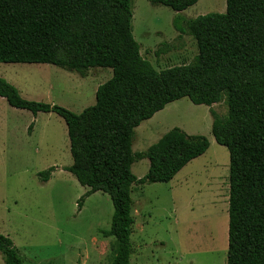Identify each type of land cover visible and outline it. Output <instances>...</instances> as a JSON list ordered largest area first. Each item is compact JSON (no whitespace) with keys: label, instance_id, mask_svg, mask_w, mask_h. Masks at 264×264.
I'll use <instances>...</instances> for the list:
<instances>
[{"label":"trees","instance_id":"obj_1","mask_svg":"<svg viewBox=\"0 0 264 264\" xmlns=\"http://www.w3.org/2000/svg\"><path fill=\"white\" fill-rule=\"evenodd\" d=\"M199 2L150 0L178 14ZM132 22V0H0V64L51 65L82 78L94 69L113 71L98 88L95 106L80 115L26 101L1 77L0 97L35 118L56 114L64 120L73 159L66 171L89 189L79 210L96 193L113 203L111 229L103 232L119 243L113 264H131L133 187L168 184L210 149L206 137L175 128L134 153L136 130L183 99L209 107L212 135L230 153L227 264H264V0H227L226 14L177 16L175 31L196 42L198 56L161 72L141 54ZM225 100L228 115L221 117L213 107ZM143 160L150 170L138 179L132 168ZM56 170L41 179L48 182ZM0 254L5 264H24L2 235Z\"/></svg>","mask_w":264,"mask_h":264},{"label":"rangeland","instance_id":"obj_2","mask_svg":"<svg viewBox=\"0 0 264 264\" xmlns=\"http://www.w3.org/2000/svg\"><path fill=\"white\" fill-rule=\"evenodd\" d=\"M226 11L227 0H200L181 14L150 0H132L133 35L157 72L190 65L198 56L197 44L189 36L179 38L174 19ZM0 77L26 101L80 115L95 106L98 88L113 78V71L94 69L82 78L51 65L0 64ZM213 110L226 117V100ZM212 124L209 107L183 99L136 130L134 153L146 152L175 128L206 137L210 149L172 182L135 189L132 264H227L230 153L216 143ZM72 165L63 119L56 114L35 118L0 97V235L13 241L24 264H111L118 242L105 239L103 232L111 229L113 203L108 195L96 193L79 210L89 189L66 171ZM52 168L57 170L45 183L40 175ZM149 170V160L132 168L138 179ZM0 264H5L1 254Z\"/></svg>","mask_w":264,"mask_h":264},{"label":"crops","instance_id":"obj_3","mask_svg":"<svg viewBox=\"0 0 264 264\" xmlns=\"http://www.w3.org/2000/svg\"><path fill=\"white\" fill-rule=\"evenodd\" d=\"M89 75H90V73H89ZM183 170H184V169H183ZM183 170H182V171H183ZM182 171H181V172H182ZM181 172H180V173H181ZM180 173H179V174H180ZM176 177H177V176H176ZM176 177H175V178H176ZM137 187H138V186H134V187H133L132 194L135 192V189H136ZM139 187H141L142 189H144L145 186H139ZM141 191H142V190H141ZM132 211H133V209H132ZM132 216H133V215H132ZM133 218H134V217H133ZM134 220H135V219H134ZM145 220H146V219H144V220L142 219V220H141V224H140V225H141V228H143V230H144V221H145ZM135 223H136V221H135ZM111 225H112V224H111ZM134 226H135V224H134ZM134 226H133V234H132V237H134V231H136ZM132 237H131V242H132ZM110 238H111V237H110ZM113 238H114V237H113ZM105 239H109V238H105ZM133 243H134V242H132V246H133V250H134V244H133ZM118 250H119V243H118L117 251H116V253L114 254V256L112 257V259H111V261H110L111 264H113V262H114V260H115V258H116V255H117ZM18 252H19V251H18ZM132 255H133V254H132ZM131 258H132V257H131ZM131 264H132V263H131Z\"/></svg>","mask_w":264,"mask_h":264}]
</instances>
